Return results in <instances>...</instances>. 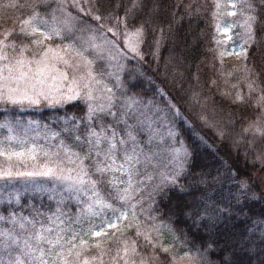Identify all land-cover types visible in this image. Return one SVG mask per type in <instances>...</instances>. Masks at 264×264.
I'll return each instance as SVG.
<instances>
[{"label":"rangeland","instance_id":"374dc122","mask_svg":"<svg viewBox=\"0 0 264 264\" xmlns=\"http://www.w3.org/2000/svg\"><path fill=\"white\" fill-rule=\"evenodd\" d=\"M46 2L50 3L49 9L40 10L41 8L37 7ZM15 4L20 6H12ZM213 5V39L217 58L227 67L224 77L225 90L235 92L237 97L251 96L255 89L250 84L244 68L252 24L249 20L247 0H213ZM22 7L25 12L20 14L23 15L20 29L33 34L24 36L26 40L21 39L24 42L21 43L11 35L5 39V34L9 33L10 28L6 25L0 26V55L6 54L9 57L8 61L0 60V68L6 63L11 67L17 60L23 59L26 62L31 61L22 69L29 76L36 72L37 62L42 60L48 62L50 70L44 73L43 83H37L34 91L23 81L20 83L21 91L28 88L30 99H24L21 92H16L11 95L22 102L13 103L5 94L0 97V104H17L20 110L26 112L80 100L86 106V120L84 127H79V132L72 133H69L66 123L52 129L45 124L29 120L30 117L26 114L21 122L3 121L0 124V142L5 146L11 145L16 151H25L28 148H35L37 151L36 162L30 161L29 165L20 167L19 170L42 168L44 165L54 168L59 165L60 168L70 170L80 166L82 160L83 167L88 170L92 179H97L100 173L95 171V166L103 160L108 141L101 139L98 144L90 143L96 140L93 133L109 139L113 133L116 134V140L112 141L116 144V166L124 164L125 157L133 153L138 157V162L132 168H129L128 164L124 165L133 172L132 175L117 171L106 173L102 177L105 182L115 181V187L107 183L97 185L108 203L127 214L126 219L117 222L116 228H108L106 235L102 233L98 237L93 236L90 230L100 231L101 221L112 216L110 210L105 209L101 215L94 216L89 208L90 201L86 197L69 198L63 184L44 177H37L32 182L5 181L0 185V216L4 217L0 220V230L15 228L19 231L18 226L10 222L12 217L33 219L34 216H23L14 210L11 202H18L22 195L36 191L58 201L54 211L36 218L45 226L57 231L65 229L62 234L66 240L71 231L79 233L74 239V243L78 245L76 250L81 252L82 258H87L90 262L93 256L103 251L106 253L103 256V264H112L117 252L123 256L125 247L131 249L135 242L134 246L139 253V256L135 257L136 264H141V260L144 264H159L154 251L157 247L167 249L173 263L211 264L205 254L189 248L180 240L169 223L157 218L151 200L154 193L166 183L165 178L167 182L172 181L185 168L186 146L179 134V128L183 126L195 131L209 130L218 143H224L231 158L247 171L244 187L256 190L260 192L258 195L263 196V101L260 100L262 110L255 121L242 130L232 129L207 109L203 98L197 93L186 88L180 90L178 86H173L165 80L162 82L161 79H165L164 70L160 71L158 68L160 64L156 61V53L148 51L147 48L143 49V36L132 35L135 29H126L123 24L116 27L108 24L107 19L94 12L90 0H0V17ZM154 7L150 13H154ZM32 13H35V19ZM25 20H31L32 23L25 24ZM108 29L112 31L109 32ZM57 32L60 34L57 35ZM69 36L73 38L69 39ZM109 41H115V47ZM4 44H11L13 47L5 49ZM69 45H74L83 55H77ZM133 47L137 48L138 54L131 51ZM63 60H67L73 67L65 65ZM86 60L92 62L91 72L95 78L89 82L88 88L83 87L84 81L73 83L74 77L86 75ZM76 66H79L78 70ZM61 73H66V76ZM139 76L151 79L149 84L152 96L150 93L140 94L133 90L131 85ZM145 82L148 80L145 79ZM6 84L7 88L15 87L11 81L0 77V89H4L5 93ZM89 94L91 99L88 98ZM69 96L73 98L68 99ZM11 137L15 139H9ZM120 140L124 142L121 144ZM98 152L101 155H97ZM73 153L81 159L78 160L77 155ZM70 160L76 161V164L70 163ZM7 163L0 157V166L6 167ZM129 180L132 185L130 199H108V193L116 196L128 188ZM69 202L73 203L74 207H71ZM54 214H59L56 224H52L48 219ZM137 232L141 235H136ZM49 236L54 239L56 231L49 233ZM81 238L85 243L81 244ZM96 244H99L98 248L94 246ZM45 247L47 249V246ZM8 260L9 257L0 250V264H7ZM92 264L101 262L98 259ZM117 264L123 262L117 258Z\"/></svg>","mask_w":264,"mask_h":264},{"label":"trees","instance_id":"16d2710c","mask_svg":"<svg viewBox=\"0 0 264 264\" xmlns=\"http://www.w3.org/2000/svg\"><path fill=\"white\" fill-rule=\"evenodd\" d=\"M90 2L94 12L114 27L123 24L133 30L143 26L142 46L156 53L158 68L165 73L161 81L197 93L207 109L228 127L242 130L259 117L260 100L264 104V0H247L251 5L249 17L255 19L251 20L244 68L255 91L251 96L241 97L225 90L227 67L219 62L213 39V0ZM153 6L154 13H150ZM37 7L46 10L50 3ZM24 12L22 7L0 17V26L9 27L11 37L21 43L24 36H18L17 32L23 19L20 14ZM149 82L148 77L139 76L131 86L136 93L152 96ZM25 114L29 120L52 129L66 123L72 133L84 127L86 106L75 100L25 112L17 104H0V124L7 120L24 121ZM179 129L192 155L172 180L175 183L166 182L154 193L151 204L157 218L169 223L180 240L205 254L211 264H264V193L261 196L260 192L244 187L247 171L209 130L195 131L188 126ZM69 204L74 207L73 203ZM11 205L23 216L31 217L39 212L41 217L54 211L58 201L34 191ZM154 251L159 264H178L171 262L167 251L158 247Z\"/></svg>","mask_w":264,"mask_h":264},{"label":"snow or ice","instance_id":"6c2138e0","mask_svg":"<svg viewBox=\"0 0 264 264\" xmlns=\"http://www.w3.org/2000/svg\"><path fill=\"white\" fill-rule=\"evenodd\" d=\"M12 6L19 7V4H15ZM251 8V5H248ZM33 19H35V13H32ZM94 19L99 20L100 17H94ZM255 17H249V20H254ZM25 24H31V20H25ZM33 31H37V29H33ZM109 32L112 29H108ZM33 33L27 32L24 29H20L17 32L18 36H31ZM57 35L60 33L57 32ZM10 33L5 34V39ZM115 35V34H114ZM132 35L137 37H142L143 35V26L138 27L132 33ZM69 39L73 37L69 36ZM109 43L113 44L115 47V41H109ZM9 47H13L11 44H4L3 48L7 49ZM69 48H72L76 51L77 55H83L82 52L75 49L74 45H69ZM131 51L137 52V48H131ZM138 54V52H137ZM9 57L6 54L0 55V60L8 61ZM31 61L26 62L23 59L17 60L14 65L11 67L6 63L3 68H0V77H2L5 81H11L15 87L7 88V84L5 88H7V93H5L4 89H0V97H3L5 94L8 95V99H10L13 103L22 102L13 98L11 93L21 92L24 99H30L28 94V88L23 89L21 91L20 83L23 81L25 84H28L32 90H35L37 83H43L44 73L50 70V66L46 60H42L37 62V70L33 75L29 76L27 72L22 71V69L26 66V64H30ZM63 63L68 67H73L67 60H63ZM91 61L86 60L84 67L88 69L86 75L80 77H74L73 83H79V81H84L83 87L88 88L89 82L94 81V77L91 72ZM77 70L79 66H76ZM56 70V69H52ZM7 73V75H5ZM61 75H65L66 73H61ZM43 95V93H40ZM75 95V92H74ZM47 98V97H45ZM72 96H69L68 99H72ZM89 99L91 96L89 94ZM36 103L38 101H32ZM147 118V117H146ZM259 131V129H257ZM96 137V140L90 141V143L98 144L101 139L108 141L107 151L103 152V160L98 162L95 166V171L100 173V177L97 179H92L88 170L83 167L82 160L81 164L78 167H74L70 170H66L60 168L57 165L55 168L50 167L48 165H44L42 168L31 167L30 170L21 171L20 167H24L29 165V162L35 163L37 160V151L35 148H28L25 151H16L11 145L5 146L3 142H0V157H3L5 162H15V163H7V166H0V185L3 182H11L13 180H23L25 182L35 181L37 177H44L52 181H59L61 184L65 186V190L69 193V198H77L80 196L86 197L90 203L89 208L92 209L91 214L94 216L101 215L105 209L111 211L112 216L108 220H102L100 225V231H91L90 234L93 236H100L102 233L107 234L108 228H116L117 222L127 218V214L125 212H121L119 209L113 207L111 203H108L105 199L104 194L101 192L100 188L97 187L98 183L103 185L107 183L108 185L115 187V181H107L102 179V177L109 172H117V171H125L128 172L129 175H132L133 172L129 171V169L125 168V164L129 165V168L138 162V157L133 153L132 155L126 156L124 164H120L118 166L115 165L114 155L116 144L112 141L116 140V134L113 133L112 138L109 139L106 136H102L101 134L93 133ZM131 138V137H130ZM9 139H15L11 137ZM123 140H120L119 143H123ZM195 145H193L194 147ZM185 160L187 157L192 155L191 151L188 148H185ZM47 155V153H45ZM73 155H77L73 153ZM97 155H101L100 152ZM77 159L81 158L77 155ZM70 163L76 164V161L70 160ZM13 169H16L15 171ZM75 173V175L73 174ZM165 181L167 182L166 178ZM170 183H175V181H171ZM128 188H125L122 193L113 196L112 193H108V199L110 200H125L130 199V189L132 187L131 180L128 181ZM35 188L36 185H33ZM42 187V185L40 186ZM98 209V210H97ZM41 215V213L37 212L32 220H28L25 218H17L12 217L10 222L14 225H17L19 231L15 228L9 230H0V250H3V254L9 257L7 264H92V262L96 260H100L101 264H103V256L106 254L103 251L100 252L97 256L92 257V261L90 262L87 258H82V254L80 251H77L78 245L74 243V239L79 236V233L75 231H71L70 237L66 240L64 235L62 234L65 229H53L52 227L45 226L42 224L36 217ZM4 217L0 216V220H3ZM52 224H56V221L59 219V214H54V216L48 218ZM57 228L59 226L57 225ZM56 231L55 238H50L49 233ZM115 234V233H114ZM136 235H141V233L137 232ZM147 239V236L145 237ZM85 243L81 238V244ZM126 243V242H125ZM135 242H133V247L128 249L125 247L124 255H120L119 252L113 257L112 264H117V258L119 261H122L123 264H136L135 257L139 256L135 248ZM47 246V249L46 247ZM95 247H99V244L94 245ZM167 251V249H164ZM36 253H39L37 255ZM74 257V259H73ZM127 257V258H126ZM141 264H144L143 260H141Z\"/></svg>","mask_w":264,"mask_h":264}]
</instances>
